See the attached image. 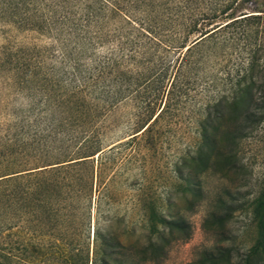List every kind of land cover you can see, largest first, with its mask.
I'll return each mask as SVG.
<instances>
[{"label":"trees","instance_id":"16d2710c","mask_svg":"<svg viewBox=\"0 0 264 264\" xmlns=\"http://www.w3.org/2000/svg\"><path fill=\"white\" fill-rule=\"evenodd\" d=\"M247 1L0 0V14L58 42L67 69L68 123L82 124L84 137H100V124L135 92H154V98L145 104L141 100L138 128L129 136L154 133L166 107L157 113L155 105L165 92L177 98L169 107L177 105L197 83L192 72L205 60L216 55L227 60L233 52L242 55V46L248 48L247 67H239L232 95H219L200 111L197 126L203 142L196 155L185 159L188 165L203 162L206 150L216 146L219 129L228 143L237 142L264 120V66L259 63L258 34H253V25L262 17L245 12ZM196 35L202 38L195 42ZM75 150V155L64 157L69 159L43 168L7 172L13 153L3 162L7 169L0 175V215L5 214L0 264H147L163 257L162 241L169 232H188L184 219L152 210L148 220L154 221L151 233L157 239L123 241L115 226L125 223L124 218L103 210V198L111 195L100 189L101 166L95 160L103 153V141L87 138ZM217 157L226 166L235 161L227 146ZM189 176L182 178L189 181ZM216 203L223 212L214 210L211 216L223 225L232 208L226 194L218 195ZM256 217L261 239L239 261L221 244L204 250L196 264H264V199L258 202ZM2 247L11 252L1 253ZM16 250L20 255H14Z\"/></svg>","mask_w":264,"mask_h":264},{"label":"rangeland","instance_id":"374dc122","mask_svg":"<svg viewBox=\"0 0 264 264\" xmlns=\"http://www.w3.org/2000/svg\"><path fill=\"white\" fill-rule=\"evenodd\" d=\"M245 9L261 14L253 34H258L259 63L264 66V0H248ZM201 38L196 35L192 40ZM241 49L245 50L242 55L233 52L227 60L217 55L205 60L197 73L192 72L197 83L177 105L169 107L177 98L165 92L155 105L157 113L166 107L154 133L129 136L138 128L141 100L145 104L154 98V92H135L100 124V137H84L82 124L68 123L67 69L58 42L48 33L0 14V175L7 169L3 162L12 158L10 153L13 163L7 172L43 168L75 155L85 139H101L103 153L95 156L101 166L100 189L111 194L103 198V210L124 218L125 223L115 226L123 241L157 239L151 233L154 221L148 220L152 210L188 223L187 233L180 229L169 232L162 241L163 257L147 264H196L204 250L221 244L229 246L234 260L239 261L261 239L256 210L264 199V120L237 142L228 143L219 129L216 146L206 150L203 162L186 165L185 159L196 155L203 142L197 126L200 111L211 99L232 95L234 83L240 79L239 67H247L248 48ZM225 146L235 156L229 166L217 157ZM187 176L189 181L182 178ZM221 194H226L232 210L225 223L218 225L211 214L223 212L216 203ZM4 220L2 213L0 223ZM92 238L93 225L91 244ZM1 251L11 252L6 247ZM12 252L20 255V251Z\"/></svg>","mask_w":264,"mask_h":264}]
</instances>
